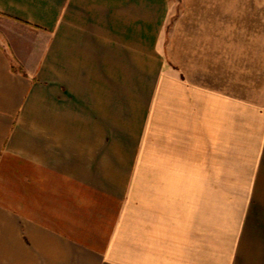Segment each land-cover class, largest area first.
Segmentation results:
<instances>
[{
    "label": "crops",
    "instance_id": "1",
    "mask_svg": "<svg viewBox=\"0 0 264 264\" xmlns=\"http://www.w3.org/2000/svg\"><path fill=\"white\" fill-rule=\"evenodd\" d=\"M193 2L0 0V264H264V0Z\"/></svg>",
    "mask_w": 264,
    "mask_h": 264
},
{
    "label": "rangeland",
    "instance_id": "2",
    "mask_svg": "<svg viewBox=\"0 0 264 264\" xmlns=\"http://www.w3.org/2000/svg\"><path fill=\"white\" fill-rule=\"evenodd\" d=\"M194 0H170V9L169 15L166 19V24L164 27V32L161 36L160 43H162L164 50L168 49L170 40L174 37L177 40V31L181 27V25L187 22H194L193 18H185L182 17L184 11L187 9H194ZM182 17V18H181ZM257 22L258 20H236L237 22ZM10 26V23L6 21L4 18L0 17V30H3L5 27ZM177 46V42H176ZM178 53V50L175 51ZM262 62V59H261ZM250 66H247V61H245L244 66L236 67V90H241L244 86L247 89L257 87L259 84H262L264 81V66H256L254 65V61H249ZM252 63V64H251Z\"/></svg>",
    "mask_w": 264,
    "mask_h": 264
}]
</instances>
